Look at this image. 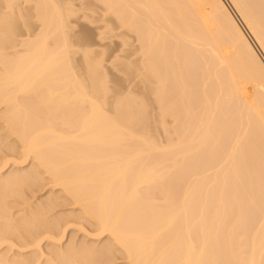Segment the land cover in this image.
Listing matches in <instances>:
<instances>
[{
    "label": "bare ground",
    "instance_id": "6f19581e",
    "mask_svg": "<svg viewBox=\"0 0 264 264\" xmlns=\"http://www.w3.org/2000/svg\"><path fill=\"white\" fill-rule=\"evenodd\" d=\"M95 1L142 41L115 66L153 101L72 0H0V264H264V0ZM85 218L107 241L64 244Z\"/></svg>",
    "mask_w": 264,
    "mask_h": 264
},
{
    "label": "rangeland",
    "instance_id": "374dc122",
    "mask_svg": "<svg viewBox=\"0 0 264 264\" xmlns=\"http://www.w3.org/2000/svg\"><path fill=\"white\" fill-rule=\"evenodd\" d=\"M92 1L93 0H90V1L89 0H72L73 3H71V4H72L73 8H75L78 11V14H77V17H74L73 18L74 20L72 19V22L73 23L72 22L71 23H72L73 27H71V28H73L75 30V32H79L80 33L81 31H83V32L84 31L85 32L86 31L87 32L89 31V33H91L93 35V38L94 39L93 40L91 39L93 42L91 41V44H89V47L92 46L94 48V49L93 48H91V49H93V50L96 51V52L93 51V53H94V55L98 56L97 58H99L102 55V58L104 59V62H105L104 68L106 67L107 74L109 73L112 76H117V77H114V78H115V80L118 81V79L122 78L121 76H122L123 73L121 74V72H119L118 71V68L115 66L116 65V60L118 58H123V59H118L119 61L120 60H122V61L123 60L124 61H128L129 60V61H131L132 59L135 60V58L137 60H139L141 58V57H139L140 56L139 53H142V52H140L141 51V48H142V45H141L142 41L138 39L139 37H138V35L136 36L135 32L126 31L124 28L119 27L118 23L115 24V21L113 22L114 24H112L110 22V20H111V18L113 19L114 15L111 16L112 13L111 12H110L111 14L108 13L109 11L106 10L105 6L102 3H101L102 5H100L99 4L100 2L97 3L98 1H95L94 0L93 1V4H92ZM70 2H71V0H70ZM226 2L229 4V6L231 7V9H233V11H234V7L232 6L230 0H226ZM89 15H90L91 18L89 17ZM113 20H115V18ZM109 22L111 23V26L110 25L109 26L110 27L113 26L112 29H114V30H113L112 34L110 33V35H104L103 32L106 31L107 33H109L110 30H112V29H110V27H108ZM105 24H107V26ZM34 28H36V27L34 26ZM73 29H71V30H73ZM75 32H73V33H75ZM106 32H105V34H106ZM92 35H91V37H92ZM140 41H141V43H140ZM78 47H81L82 48V46H78ZM139 48H140V50H139ZM97 53L100 54V56L97 55ZM79 57H80V55H79ZM79 57L77 56L78 59H80ZM138 57H139V59H138ZM141 60L142 59H140V61ZM119 68H120V66H119ZM119 74L121 75V76H119L120 78H118V75ZM125 77H127V76H125ZM136 77H138V75ZM136 77L135 78L134 77L132 78V79H134V81H131V77H127L128 80H125L124 81L123 80L124 77H123L122 78V81H119V82H123L124 81V85L122 83H120V84H122L121 85L122 87L120 86L121 88H119V89H121L120 92L121 93H125V91H127V92H133V91H135L134 94H137V95H141L142 96L143 94H140V92L141 93H145V92L148 91L149 94L145 93L144 95L147 94L149 98L147 97V95L145 97H147L150 101H153L151 99L153 97V96H151L152 93H153V90H152V93H151V88L154 87V86L150 84L152 87L149 85V89L148 90L145 89L146 91L144 92L143 89H140L141 86L140 87H138V86L136 87V85H137V83L135 81V79H137ZM114 78L111 77L109 79H114ZM129 79H130V81H129ZM137 81H139V80H137ZM109 82L111 83V82H116V81H113V80L111 81L110 80ZM134 82L136 83L135 85H134ZM138 85H142V82L141 83H138ZM111 86H113V84ZM126 86H129V87H126ZM130 87L133 88V89H131ZM122 89H125V91L124 90L122 91ZM147 98H145V100H147ZM150 101H148V104L150 103ZM155 105H156V103L154 102V104L151 106L153 110H155L156 107L158 106L157 105L155 107V109H154V106ZM157 110H160V109H156L155 112ZM171 119L173 120L174 118H171ZM171 119L168 117L167 118V121H169V123H171V126H173L172 125V122H170ZM174 122H175V119L173 120V123ZM166 123L168 124V122H166ZM167 126L170 127L169 124ZM172 128H174V127H172ZM160 129H162V128H160ZM160 129H159V132H161ZM173 130H172V132H173ZM156 132L158 133V130ZM172 132L170 133L171 135H172ZM165 133H167V132L164 131V133H163L164 136L165 135L167 136V134H165ZM173 134L175 135L174 132H173ZM156 136H157V134H156ZM158 138H160V142H163V140H161V139H164V137L162 135L160 137L158 136ZM227 147L225 148V151H226V149L228 150ZM222 149L224 151V148H222ZM10 164H11V161H10V163L7 166L5 165V167L7 168ZM5 167H4V170H6ZM243 172L245 173L246 171H243ZM247 174L249 175L248 172H247ZM244 175H246V174H244ZM244 175H243V177H248V176H244ZM243 179L245 180V178H243ZM44 182H42L41 184H45V185H40V189L36 190V196H35V193H34V196L35 197H32L33 199L31 198L32 201L31 200L30 201L32 203H34L35 201L37 202V200H39V199H43L44 196H46V194H48L49 190H51V188H53V185H51L52 184L51 181H48V179H46V183H44ZM55 188L56 187L54 186L53 192L55 191L54 190ZM56 190H57V188H56ZM37 197H38V199H36ZM73 206H74V204H67V205L64 204V205H61L60 207H56V210L57 211H60V210L63 211L64 210V213H68V211L66 212V210H69V212H70V210L73 211L74 210L73 208H75V206L74 207ZM15 207H14L15 210L16 209H20L22 207V205L21 206H17V208H15ZM53 211H55V209ZM74 211L77 213V210H74ZM76 220H81V222L80 221L78 223L76 222L77 223V226L74 225L75 223H73L75 220L69 222L70 225H68V227L66 229V233H65L66 236H64V239H63L64 244L66 243V240H67V238H69V236H72L73 237V240L75 239L74 241L76 243H73L72 245H76L79 240H80L79 242H82L81 239H83V243H84V241H86L87 243H85V244H89V245H93V244H90V243H92L91 241H93V243H94V240H95V242L97 240L96 244H99V243L101 244L102 242H104V239H105V241H107L106 237H108V236H106V233H104L103 235L100 233L101 235L98 234L95 237L94 233H96L98 231L97 230L98 228L92 222H90L91 223L90 224L89 223L90 220H88L86 218L84 219V222H82L83 219H76ZM85 220L87 222H85ZM92 224H93V226H92ZM94 226L97 229H94ZM87 232L90 233V235H92V236H90ZM91 233H93V234H91ZM98 233H99V231H98ZM97 237H99V238H97ZM100 237L101 238L103 237L102 238L103 239L102 241H100L101 240ZM46 240H43V242H42L43 245L48 242V240L47 241ZM88 241H89V243H88ZM11 251H10V254H11ZM118 254H120V252ZM123 255L121 253V256L118 255V257H116L117 256V254H116L115 255V258L112 259V261H110L109 264H123V263L124 264H127L128 261H124L127 258L124 259L125 258L124 257L125 255L124 256Z\"/></svg>",
    "mask_w": 264,
    "mask_h": 264
}]
</instances>
